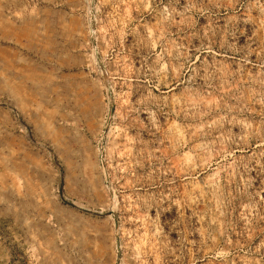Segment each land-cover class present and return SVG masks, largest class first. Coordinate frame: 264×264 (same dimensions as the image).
I'll return each instance as SVG.
<instances>
[{
  "label": "rangeland",
  "instance_id": "374dc122",
  "mask_svg": "<svg viewBox=\"0 0 264 264\" xmlns=\"http://www.w3.org/2000/svg\"><path fill=\"white\" fill-rule=\"evenodd\" d=\"M0 264H264V0H0Z\"/></svg>",
  "mask_w": 264,
  "mask_h": 264
},
{
  "label": "bare ground",
  "instance_id": "6f19581e",
  "mask_svg": "<svg viewBox=\"0 0 264 264\" xmlns=\"http://www.w3.org/2000/svg\"><path fill=\"white\" fill-rule=\"evenodd\" d=\"M205 105H206V104H205ZM210 108H211V107H210ZM206 182H207V181H206ZM207 184H210V183H207ZM210 185H211V184H210ZM204 187H205V186H204ZM207 187H209V186L207 185ZM211 188H212V187H211ZM211 188H210V189H211Z\"/></svg>",
  "mask_w": 264,
  "mask_h": 264
}]
</instances>
